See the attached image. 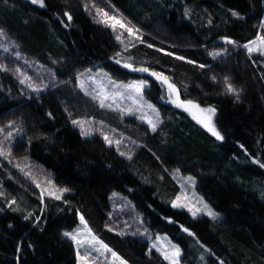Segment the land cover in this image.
Listing matches in <instances>:
<instances>
[{
  "label": "trees",
  "instance_id": "obj_1",
  "mask_svg": "<svg viewBox=\"0 0 264 264\" xmlns=\"http://www.w3.org/2000/svg\"><path fill=\"white\" fill-rule=\"evenodd\" d=\"M81 1L0 0V29L55 77L50 86L29 91L0 67V120L19 125L15 154H26L67 190L60 199L40 197L0 155V264H77L64 232L78 212L131 264L160 263L152 250L146 253L144 238L105 227L113 190L126 195L149 230L178 244L185 264H264V57L250 58L239 45L264 20V0H107L141 30L123 60L168 76L180 98L211 106L223 139L184 109L160 101L156 78L116 59L120 44ZM222 37L233 45L212 54ZM94 66L116 79L143 75L147 81L143 92L156 105L158 121L150 127L133 115L114 120L135 136L130 152L82 134L71 122L80 114L106 115L84 103L74 86V73ZM173 169L193 178L216 218L170 205Z\"/></svg>",
  "mask_w": 264,
  "mask_h": 264
},
{
  "label": "rangeland",
  "instance_id": "obj_2",
  "mask_svg": "<svg viewBox=\"0 0 264 264\" xmlns=\"http://www.w3.org/2000/svg\"><path fill=\"white\" fill-rule=\"evenodd\" d=\"M82 3L85 5V10L93 19L106 25L111 30L115 39L120 44L121 51L120 54L117 53L116 59L124 66L131 65V67L128 68L141 72V74L147 73L161 82L163 93L158 96L160 101H165L174 106H177L178 103L181 102L187 106V103L190 101L198 105L200 109H213L209 105L199 104L190 99H182L179 96V100H177V90L172 92L167 83L153 76L152 73H159L161 76L167 77L168 83L173 84L168 76L150 68H146L148 69L147 72L139 71V69H145V67L133 66L123 60L121 56L122 52L130 45L139 41L141 30L118 8L107 0H83ZM105 13L107 15H104ZM113 17L115 19H111ZM116 21L124 24L125 27L121 28L120 24L116 23ZM128 28L132 29V33L127 31ZM258 36H264V20H260L258 30L252 38L239 44L244 54L250 58L254 55L259 58L264 57V54H261L260 51L249 53L248 49L244 47L245 45L252 46L251 42L257 40ZM117 37H119V39H117ZM220 40L223 44L221 43L214 47L211 50L212 54L217 55L227 51L229 48L225 45L227 42L233 45L232 40L227 37H222ZM254 47L260 46L255 45ZM0 67L5 72L10 73L22 87L29 91L41 90L55 82L52 70L37 60L30 59L22 54L5 36L1 29ZM146 84L147 81L143 78V75L127 79H116L98 66L86 67L76 71L74 73V86L80 91L81 100L84 103L89 102L100 110L102 109L111 120L106 118V115L103 117L104 115L98 116L97 114L85 113L72 117L71 122L82 134H97L108 144L114 145L120 151L124 149L130 152L137 140L135 136L125 131L121 126L118 127L114 120H121L123 116L133 115L136 119L144 121L150 127L158 121L159 116L156 105L150 98L146 97L143 92V86ZM131 85H141V87L138 90L135 87H130ZM101 102H103L104 106H101ZM180 108L184 109L197 122L203 121V123H199L204 127L205 124L209 123L208 118L211 116L210 124L214 127V113L201 112L196 108H187V110L186 107ZM74 121L81 123H74ZM206 128L208 129V127ZM0 129L3 130L0 131V151L4 153L5 159L17 166L24 177L36 188L40 197L61 196L64 188L56 185L41 166L32 162L26 154L16 155L14 150H12L11 144L14 140L13 134L19 131V125L6 118L0 120ZM9 133H11V135H9ZM105 137H107V139H105ZM169 175L175 185V190L170 198L171 206L175 204L177 206L173 207L182 208L192 216H194L195 213V215L204 214L211 219L217 217V213L194 188V182L191 176L183 174L177 169L170 170ZM209 211L214 215H209ZM106 214L108 218L107 221H110L107 223L105 222V227L107 229L116 231L121 235L128 234L144 238L146 240V253L152 250L161 261L158 264H185L180 259V248L178 244L172 241L163 232L149 230L144 223V219H142L141 215L134 209L131 201L126 195L114 190L110 191L108 211ZM81 216L82 214L78 212L75 225L64 232L76 235L77 240L80 241V243H77L67 236L72 243L77 264H84V262L80 260V257H86L87 264H131L122 254L100 238L84 219L87 225V227H85V225L81 223ZM113 253L115 255H113Z\"/></svg>",
  "mask_w": 264,
  "mask_h": 264
},
{
  "label": "snow or ice",
  "instance_id": "obj_3",
  "mask_svg": "<svg viewBox=\"0 0 264 264\" xmlns=\"http://www.w3.org/2000/svg\"><path fill=\"white\" fill-rule=\"evenodd\" d=\"M32 2H33V3H39V4H41V6H43V0H32ZM233 14L235 15V13H233ZM104 15H107V14L105 13ZM69 19H71V17H69ZM111 19H115V18L113 17V18H111ZM116 23L120 24V27H121V28L125 27V25L122 24V23H120L119 21H116ZM113 26H115V25H113ZM127 31H128L129 33H132V29H131V28H128ZM117 39H119V37H117ZM229 42L231 43V41H229ZM251 45H252V46H250V45H245V46H244L245 48L248 49L249 53H251V52H253V51H260L261 54H264V36H258V37H257V40L251 42ZM255 45H259L260 47H254ZM177 58H178V59H183L182 57H177ZM125 66H126V67H131V65H125ZM139 71L147 72L148 69H146V68H145V69H139ZM152 75H153V76H156L158 79H162L165 83H167L169 89L172 90V92H175V91H176V89H175V85H173V84H171V83H168L167 77H163V76H161V74H159V73H155V72H153ZM130 87H135V88H137V89L139 90V88L141 87V85H131ZM228 91H230V92H234V89L232 88L231 85H228ZM177 100H179L178 95H177ZM174 102H175V101H174ZM101 106H104V105H103V102H101ZM177 106H179V107H186V110H187V108H196V109H198V110L201 111V112H208V113H210V114L214 113V111H215L214 109H211V108H209V109H200L198 105L193 104V103L190 102V101L187 103V106H186L183 102L178 103ZM194 118H195V117H194ZM208 119H209V123L205 124V127H208V130H209V131L212 133V135H214L217 139H223V137L219 134V132H217V131L215 130V128L211 126V124H210V122H211V116H209ZM199 122L203 123V121H199ZM74 123H81V122L74 121ZM154 127H155V126H153V130H154ZM0 131H3V130L0 129ZM9 135H11V133H9ZM105 139H107V137H105ZM0 155H4V153H3L2 151H0ZM261 166L264 167V165H261ZM62 191H67V190L65 189V190H62ZM55 198H56V199H60V196L57 195ZM173 206H177V205L174 204ZM205 207H206V206H205ZM208 214H209V215H214L211 211H209ZM194 215H195V213H194ZM80 220H81V223L84 224L85 227H87L86 222L84 221L83 216L80 217ZM89 231H90V230H89ZM64 235H65V236H69L72 240L76 241L77 243H80V241L77 240V236H76V235H74V234H72V233H65ZM105 247H106V246H105ZM177 254H178V250H177ZM78 255H79V254H78ZM113 255H115V254L113 253ZM166 258H168V257H166ZM80 260L83 261L84 264H87L86 257H80Z\"/></svg>",
  "mask_w": 264,
  "mask_h": 264
},
{
  "label": "water",
  "instance_id": "obj_4",
  "mask_svg": "<svg viewBox=\"0 0 264 264\" xmlns=\"http://www.w3.org/2000/svg\"><path fill=\"white\" fill-rule=\"evenodd\" d=\"M166 219H168V218L166 217Z\"/></svg>",
  "mask_w": 264,
  "mask_h": 264
}]
</instances>
